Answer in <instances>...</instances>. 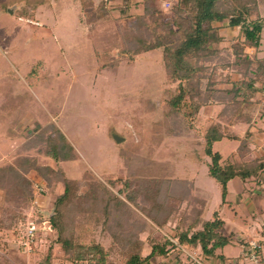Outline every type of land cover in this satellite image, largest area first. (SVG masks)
Here are the masks:
<instances>
[{
    "label": "rangeland",
    "instance_id": "obj_1",
    "mask_svg": "<svg viewBox=\"0 0 264 264\" xmlns=\"http://www.w3.org/2000/svg\"><path fill=\"white\" fill-rule=\"evenodd\" d=\"M124 1L75 0L58 9L54 0H49L51 7L39 5L36 8L27 5L25 0H0V105L3 108L6 104L5 108L10 110L4 108V115L0 111V264H38L51 245L50 264H75L52 242L56 237L53 227L51 231L39 227L35 240L27 247L21 246L26 226L21 220L45 219L52 210L54 213V200L64 189L63 183L55 182L52 174L51 183L46 182L42 175H49L44 169L46 166L62 169L68 187L77 190L76 205L81 210L83 198L80 194L90 195L94 181H102L117 192L128 177V169L140 164L150 168V176L164 175L174 179L177 186L182 181H194L204 196L210 197L213 206L215 198L221 200V188L208 171L210 158L204 152V133L210 126L218 125L223 132L242 137H246L247 128L251 126L253 135L245 158L264 157V132L256 129L258 126L264 129V118L260 120L257 112L258 104L242 111L255 118L254 121L243 120L236 124L230 122L228 114L221 116L224 102L219 98L204 103L193 120L166 117L169 96L166 90L173 85L165 81L161 50L135 56L123 55L117 46L106 50L105 42L113 43V40L108 37L105 41L100 37L101 32L100 40L93 45L91 20L97 22L99 19L101 29L112 22L118 29L117 44L123 45V40L132 36L128 28L142 13L143 5L140 0H132L125 13L121 11ZM172 3V0L159 3V19L165 21L171 17ZM23 8L31 15L21 14ZM220 23L217 26L214 22L213 26L222 40L210 44L212 49L218 48L215 64L226 55L233 60L230 44L240 40V36L233 35L239 31L235 29L233 38L227 41L228 33L224 29L227 20ZM260 46V55H264V29ZM247 50L253 54L252 47ZM205 83L203 80V86ZM222 84L221 87L228 85ZM40 109L73 145L74 158L55 161L38 153L36 148L26 147L30 136L46 121ZM16 111L21 115L19 121L13 122H16L18 137L9 140L3 130L12 122L10 114ZM240 142V139H223L213 148L220 151L225 160L234 158L232 152ZM135 143L139 146L131 148L130 144ZM235 156L237 160V154ZM18 166L20 173L15 172ZM259 180L264 183V174ZM253 181L251 177L248 182L255 184ZM139 183L138 199L142 201L146 185L143 181ZM230 188H233L231 184ZM253 189L254 199L259 198L261 205L264 184L260 189ZM229 199L232 207L226 209L228 217L233 216V209L239 210L233 222L237 230L229 243L216 249L211 258L202 254L199 258L206 264H253L243 255L242 244L255 234V222L264 221V211L253 210L246 216L237 206V199ZM99 211L92 214L99 215ZM213 211L209 208L206 218ZM178 218L179 215H172L162 228L152 223L155 228L152 233L146 230L138 235L143 241V256L149 253L151 241L159 240L164 234L177 244L174 226ZM229 224L226 233L233 231ZM103 228L100 222L92 229L94 239L104 248L111 247L109 264H123L126 252H121L112 234ZM194 253L178 245L166 255L156 257L151 264H197L192 257Z\"/></svg>",
    "mask_w": 264,
    "mask_h": 264
},
{
    "label": "trees",
    "instance_id": "obj_2",
    "mask_svg": "<svg viewBox=\"0 0 264 264\" xmlns=\"http://www.w3.org/2000/svg\"><path fill=\"white\" fill-rule=\"evenodd\" d=\"M12 1L16 0H10ZM25 1L34 8L39 5L52 6L49 0ZM54 1L55 6L60 9L75 0ZM131 1H124L122 12L128 11ZM162 1L165 0H140L143 11L136 17V22H132L128 28L132 36L128 40H123V45L120 42L117 44L118 29L111 21L110 25L102 29L98 27L99 19L97 22L89 21L93 26L90 32L91 36L93 34V45H96V40H100L101 32L102 39L107 41L109 37L113 40V43L105 42L106 50L117 46L123 55L132 56L150 50H161L165 81L173 85V88L168 87L166 90L169 94L166 99L168 106L165 111L166 117L193 120L199 109L211 98L223 100L224 106L220 114L221 116L228 114V119L234 124L241 120L248 122L252 120L250 115L242 113L252 104L259 105V114L263 117L264 57L258 58L255 54L251 56L245 52L246 46L256 51L260 45V32L264 27V20L259 12V3L262 0H172L171 17L165 21L158 16L161 12L159 3ZM21 14L31 15L24 8ZM224 20H227L228 26L240 28V40L230 44L233 60H229V56L226 55V58H221L215 64L219 52L218 48L212 49L210 44L211 41H220L222 38L213 23ZM234 75L235 78L232 79ZM203 80L206 81L204 86ZM222 83L228 85L221 87ZM5 107L6 104L3 108L0 105V111ZM5 110L10 111L6 108ZM41 112L46 121L30 136L26 147L36 148L38 153L55 161L74 158L73 145L64 133L51 123L48 114ZM1 113L5 114L4 111ZM13 114L9 116L12 122H8L10 124L3 130L9 140L18 137L16 122H13L19 121L21 115L17 111ZM252 135L251 126L247 128L245 134L248 139L227 134L218 125L210 126L204 133V152L210 158L207 162L208 171L220 185L222 201L228 192V181L234 177H239L243 182L253 177L257 185L262 184L259 177L264 174V157L251 160L245 158V151L248 150ZM222 139H240L238 148L232 152L234 158L231 156L224 160L222 153L213 149L214 143ZM137 146L139 145L136 143L130 144L131 148ZM20 166L15 170L16 173L21 172ZM44 169L49 175L41 174L48 184L51 183L52 174L55 182L61 181L64 185L63 192L54 200V213L48 218L56 232L52 242L63 250L67 260L75 264L110 263L108 256L111 247L104 248L101 242L94 239L92 231L100 222L104 226L103 229L112 234L121 252H126L123 264H151L156 257L166 255L171 248L178 245L188 250L199 247L204 257L211 258L216 249L222 248L231 239L229 235L221 232L224 222L217 213L211 219L201 217L204 202L193 193L191 181H182L177 186L174 179L166 178L164 175L150 176L149 167L136 165L134 169H128V177L123 180V187L117 192L112 191L102 181H94L90 195L83 192L80 194L84 208L81 210L76 205L77 190L73 191L68 187L62 169H53L49 166ZM141 181L146 185L142 201L138 199ZM98 209L100 210L98 213L101 214L93 215L92 213ZM172 215H179L174 226L177 244L170 236L164 234L159 240L151 241L149 253L143 256L141 252L143 241L138 235L146 230L152 233L155 230L152 223L162 228ZM28 219L23 218L21 223H26ZM34 220L38 222L43 218L36 217ZM51 251L52 245L38 264H50Z\"/></svg>",
    "mask_w": 264,
    "mask_h": 264
},
{
    "label": "crops",
    "instance_id": "obj_3",
    "mask_svg": "<svg viewBox=\"0 0 264 264\" xmlns=\"http://www.w3.org/2000/svg\"><path fill=\"white\" fill-rule=\"evenodd\" d=\"M259 12H260V16H261V18H263V20H264V0H262L261 1V3H259ZM226 24V26L227 27H225L224 29L227 31V38H226V40L228 41V40H231V38H233V35H236V36H240V34H241V31H240V28L239 27H230V26H228V24L227 23H225ZM215 25H217V26H220L221 25V23L220 22H216V24ZM220 29L221 28H219L218 30L220 31ZM235 29H239V31L237 32V33H235V34H233L232 33V31L233 30H235ZM263 29H264V27H263ZM263 29H262V31H263ZM262 31L260 32V43H261V41H262ZM221 35H225V34H222V33H220ZM233 34V35H232ZM242 39V38H241ZM234 43V42H233ZM249 48V46H246L245 47V52H247L248 53V49ZM261 48V46L259 45V48H258V52L260 51L259 49ZM255 52V49L253 48V54H249V55H251V56H253L254 55V53H255V55L258 57V58H261V57H263L264 55H260V53L261 52ZM235 76V75H234ZM232 79H233V77H232ZM258 96L260 97V94H258ZM256 105V104H255ZM258 113H260L259 112V105H258V111H257ZM260 116V115H259ZM263 118H264V116L263 117H260V120H263ZM255 120V118H253L252 119V121H254ZM241 121H243V120H241ZM257 130H259V129H262L263 130V132H264V129L261 127V126H258L257 128H256ZM223 140V139H222ZM221 141V140H220ZM218 142V141H217ZM216 143V142H215ZM214 143V144H215ZM213 147H214V145H213ZM214 149V148H213ZM235 179V180H234ZM233 180V181H232ZM249 181V180H248ZM248 181H245V182H243V181H241V179L239 178V177H234V178H232V179H230L229 181H228V184H227V186H228V192H227V194H226V197H225V200L224 201H222V199H221V196H220V202L218 201V198H215V200H214V202H213V206H211L210 205V201H209V199H210V197H206V196H204V193H203V191H202V189H200V188H198V187H196V185H195V183H194V181H192L191 180V182H192V191H193V193L197 196V197H199L200 199H202L203 200V202H204V205H203V208H202V212H201V217L203 218V219H211L212 217H213V215L215 214V213H217V215L223 220V225H222V229H221V232L224 234V235H226V236H230L231 237V239H232V236H233V234H234V232H235V230H237V227L236 226H234V218H236L235 216L237 215V211H239L238 210V208H236V209H233L234 210V213H233V216H231V215H229V217H228V214H227V212H226V209L228 208H231L232 207V203H231V201H230V199H229V197H235L236 199H237V206H240L241 208V212L242 213H246V216L247 215H249V214H251L252 213V211L253 210H255V211H264V203L260 200V202H261V205H259L258 204V200H259V198H256V200L254 199V194H255V192H254V189L253 188H258V189H260V187H261V185L262 184H264L263 182H262V184L260 185H257V183L255 182V181H253L255 184H252V183H250V182H248ZM232 185L233 186V188H230L229 189V185ZM254 185H255V187H254ZM258 186H260V187H258ZM249 188V189H248ZM245 193V194H244ZM258 199V200H257ZM209 208H211V209H214V211H213V214L211 215V216H209L208 218H206V212H208V210H209ZM232 217V218H231ZM228 223H230L229 224V226L233 229V231L232 232H230V233H226V229H227V226H228ZM249 225V224H248ZM250 227V226H249ZM254 234V233H253ZM224 247V246H223ZM193 252H195V253H200V254H202V252H201V250H200V248L199 247H197V248H195L194 250H192Z\"/></svg>",
    "mask_w": 264,
    "mask_h": 264
},
{
    "label": "built area",
    "instance_id": "obj_4",
    "mask_svg": "<svg viewBox=\"0 0 264 264\" xmlns=\"http://www.w3.org/2000/svg\"><path fill=\"white\" fill-rule=\"evenodd\" d=\"M262 194L264 196V190ZM48 222V218L38 222L34 219H28L24 234L21 235V246L23 248L24 246L27 247L35 240V233L39 227L42 228V230L47 229V231H51L52 225ZM255 223L256 232L253 236L246 238V242L242 244V251L243 255L248 256L249 260L253 262V264H264V221L257 220ZM199 256L200 253H194L192 255L197 264H206V262L202 261Z\"/></svg>",
    "mask_w": 264,
    "mask_h": 264
},
{
    "label": "water",
    "instance_id": "obj_5",
    "mask_svg": "<svg viewBox=\"0 0 264 264\" xmlns=\"http://www.w3.org/2000/svg\"><path fill=\"white\" fill-rule=\"evenodd\" d=\"M8 10H9V12H13L12 9H8ZM52 214H53V210H52V212H50V214L47 215V218H49Z\"/></svg>",
    "mask_w": 264,
    "mask_h": 264
}]
</instances>
